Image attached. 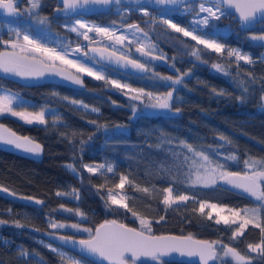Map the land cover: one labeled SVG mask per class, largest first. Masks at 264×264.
Segmentation results:
<instances>
[{"label":"trees","instance_id":"16d2710c","mask_svg":"<svg viewBox=\"0 0 264 264\" xmlns=\"http://www.w3.org/2000/svg\"><path fill=\"white\" fill-rule=\"evenodd\" d=\"M27 6L26 2L23 8ZM53 6L54 0H50V6L38 10L47 13ZM128 7L131 10L122 21L138 23L160 47L171 66L155 64L157 73L174 78L180 73H188L181 84L174 86L176 91L171 109L133 114L120 89L67 68H64L66 73L78 76L83 85L50 71L32 78L14 77L0 71V86L33 101V104L26 105L30 109L56 106L61 119L60 122L27 124L9 115L0 116V124L42 145L41 153L32 154L0 141V186L42 202H25L0 194V221H5L0 223V264L63 263L58 252H53L38 239H45L44 232L50 229L44 219L47 213L58 220L79 222L92 229L113 219L140 228L139 220L131 212L111 205L105 199V191L116 189L121 176L128 179L122 188L125 202L151 222L152 233L174 232L209 241L220 240L236 248L250 264H264V253L248 249L249 244L261 242L258 228L249 225L242 236L232 239L236 226L223 222L216 224L214 217L207 219V211L201 214L198 206L199 200H207L244 209L257 207L259 202L219 181L209 187L188 183L191 166L190 159H185L191 155L185 145L203 151L214 162L226 163L228 171H245L244 161L249 156L264 159V101L261 100L264 96V42L251 40L248 36L250 30H240L232 15L221 16L216 23H232L234 28L228 34H217L226 47L222 53H215L160 22L147 21L146 15L135 10L136 6ZM86 17L101 24L120 19L111 10ZM172 17L175 23L189 24L188 14H173ZM15 20H24L31 30H37L35 21L32 22L26 14ZM260 25L264 27V23ZM48 30L51 35L59 33L67 39L73 37L59 24L49 26ZM43 32L47 33L46 30ZM6 39L10 38L7 36ZM229 49L248 54L253 62L236 61L235 56H228ZM193 50L199 51V60L191 55ZM217 64L222 70L213 67ZM106 68L109 75L130 84L142 83L139 74ZM145 85L156 91L172 90L169 87L171 81L163 84L152 80ZM245 88L248 91L245 92ZM72 100H81L98 111L73 104ZM177 108L179 112L175 111ZM233 155L236 160H226ZM68 163L76 168L77 174L67 167ZM84 163L109 164L112 171L101 170L93 174L83 167ZM169 186L176 195L185 193L191 198L166 207L162 202L163 189ZM144 188L148 192L142 191ZM74 189L80 193L78 199L56 195ZM61 205L72 211H60ZM76 210L83 213V219ZM261 215L264 216V211ZM17 221L24 226L17 227ZM55 231L77 237L88 236H79L69 230ZM19 248L38 257L18 256ZM142 264L195 263L160 259L159 262L142 261ZM212 264L233 263L224 259Z\"/></svg>","mask_w":264,"mask_h":264},{"label":"snow or ice","instance_id":"6c2138e0","mask_svg":"<svg viewBox=\"0 0 264 264\" xmlns=\"http://www.w3.org/2000/svg\"><path fill=\"white\" fill-rule=\"evenodd\" d=\"M21 0H0V9L6 11L8 14L19 17L21 14H26L30 17L37 18L38 23L43 25L48 22V17H39L38 9L40 8V0H27L28 6L23 9L21 13L18 4ZM113 2L120 4L121 0H62L63 7L57 8V12L69 11L75 12L78 8H83L89 5H110ZM184 0H155L157 4L165 5H177L182 4ZM210 6H205V3H201L199 6V13H206V15L197 24L207 26L210 20H219L221 16H231L232 11L238 15V22L241 27H246L254 23L257 18L264 20V0H205ZM197 13V15H199ZM144 15H149L148 11H144ZM161 22L173 29L177 33H182L185 37H191L199 45H204L205 48L211 49L215 53H222L224 51V45L217 43L214 40L205 39L201 35L195 34L196 30H188L185 27H181L177 23H173L171 19L162 18ZM76 26L71 27L72 32H76L78 35H83L85 40H91L88 35L90 32H95L101 36L107 37L110 40H115L116 43L121 45L128 40L125 35H116L109 27H100L96 25L89 26L81 20H76ZM130 29H134L135 32L143 31L139 25L130 24ZM81 29L86 31L81 32ZM16 34L15 40H3L0 43L7 45L3 51H0V71L4 73H12L20 77H32L43 76L45 71L55 72L58 75L65 76L66 79L73 80L74 83L83 85V80L78 76L66 73L63 67L57 65H66L70 68H75L77 72L85 73L97 80H103L106 83H110L118 89H127L128 92L134 93L129 98L132 101H140L144 103V97H147L149 106L158 109H171V102L173 100L174 92L176 91L175 85H179L183 81V77L188 73H180L175 78L172 76H163L159 79L164 81H171L169 87L172 89L163 95H154L151 92H145L141 88H131L128 84H121L116 80H109L101 72L94 71L91 67L79 62L78 60L70 59L67 51H58L56 48L48 47L43 44L39 39L33 38L27 32L22 33L18 29H13ZM147 34L145 33V36ZM22 37V39H21ZM253 41H264V34L252 35L250 37ZM129 44L132 41H128ZM152 47L151 45L148 46ZM74 52H80L81 49L77 46ZM94 52H100L103 56L104 52L108 53L109 59L115 57L116 62H124L125 65H131L132 67L147 71L145 63H141L136 59H131L129 55L116 51H109L108 48L104 49H92ZM137 52H140L144 56L152 55L151 51L146 50L144 45H138ZM229 57L235 56L236 61H245L251 64L253 61L250 56L241 54L237 49H229L227 52ZM87 55V53H85ZM191 55L195 56L198 60L201 58L198 50H193ZM162 59L163 56L154 57ZM174 67V66H173ZM218 70H222L220 65H213ZM179 72V69H177ZM158 75V74H157ZM244 91H248L247 88ZM127 94V93H126ZM240 99H243L240 97ZM261 100L264 101V96H261ZM73 104L81 103L80 101L73 100ZM16 106H19L18 98L13 94L0 95V114L10 113L12 116L19 117L27 124H46L45 110L38 112H28L26 110L17 111ZM86 108L87 105H84ZM93 112L98 109L93 108ZM133 114L136 113V105H132ZM179 112L180 109H176ZM91 123H96L91 121ZM223 139V137H221ZM0 141L5 144L14 145L18 149H22L25 152L32 154H39L42 152V145L37 143L28 136H19L16 132L6 128L3 124H0ZM189 152H192V157H185L186 160H191V164L196 166V179L194 184L199 183L205 187L215 186L217 181H223L224 183L231 185L235 189L242 190L243 193H247L251 197L259 202L257 207L253 208H225L215 203H208L206 201L199 202V211L204 214L205 208L211 209L208 212L207 219L212 220V212L216 213L215 223L220 224L223 222L225 225H238V227L232 231V239H236L244 234V230L252 225L254 228H258L261 233V242L256 245L249 244L248 249L251 252L260 251L264 253V216L261 215L264 211V160L246 159L244 161L245 171H228L226 169V163L214 162L209 155L203 151H196L191 145H185ZM236 156H229L226 160H236ZM72 171H76L73 165H67ZM88 172L95 174L104 165L92 167L87 164L83 166ZM201 169L203 171H201ZM107 171L111 172L112 167L108 166ZM128 183V179L125 176L120 177V182L116 185L117 188H123ZM7 192L8 189H2ZM75 191V189L73 190ZM144 192H148L147 188L142 189ZM166 193L163 199V204L168 207L177 201H187L189 197L187 195L173 196V189L171 187L163 189ZM13 195H15L13 193ZM56 195H63V193L57 192ZM24 199L31 200V197H25ZM126 197L124 195L114 194L111 189L108 192V201L111 205H116L119 208H124L128 212L132 213L133 217L139 220L140 228L129 227L126 224L118 223L116 220H105L99 224L94 232L91 228H80L78 224L65 225L63 223L51 222L50 227L53 229L72 227L78 231L88 233L87 239H80L76 241L71 236H60L59 239L64 241H71L73 244H79L82 252H87L93 256L99 257L102 261H106L107 264H137L141 261V258H150L152 261L159 262L161 256H165L171 252H179L181 255L198 256L200 264H209L210 261L221 260L231 257L236 264H250L244 255H241L236 248L224 244L220 240H196L191 235L188 236H170V235H153L151 222L146 218L140 216L137 212L125 202ZM36 203H42L36 201ZM63 207V205H61ZM72 211V209H66ZM227 211L230 215H222ZM77 215L83 216V213L76 210ZM161 220L164 217H160ZM5 223V221H0ZM17 227H23L19 221L16 222ZM219 246V249L218 247ZM53 252L57 249L51 245H47ZM21 255H27L22 252ZM63 258L64 254L60 253ZM75 264H80V261H75ZM142 264V261H141Z\"/></svg>","mask_w":264,"mask_h":264},{"label":"rangeland","instance_id":"374dc122","mask_svg":"<svg viewBox=\"0 0 264 264\" xmlns=\"http://www.w3.org/2000/svg\"><path fill=\"white\" fill-rule=\"evenodd\" d=\"M201 3H205L206 7L210 6V4L206 3L205 1H193V2H188L186 4H183L181 7L177 8V9L161 8V9L152 10V9H149V8H147L145 6H136L135 10L138 13H143V14H144L145 10L148 11L149 15L146 16V20L147 21L148 20L149 21H153V22L157 21V22H160V23H162L161 22L162 18L171 19L173 21V23H175L174 20H173V17H172L173 14H188L189 24H185V25L184 24H179L181 27H185V28H187L190 31L195 29L196 30L195 34L201 35L205 39L214 40L217 43H220V44L224 45V48H225L226 45L218 39L217 34H224V35L228 34L234 28L233 24L232 23L219 24V23H216V20H214V19L210 20L209 25H207V26L197 24L196 22L201 20L206 15V13H199V6H200ZM130 10H131V8H129L128 6H124V5H121V4L114 5L111 8V11L113 13L117 14L118 18H120V19L119 20H115V21L110 22V23H107V24H101L98 21H96V20H94L92 18L86 17L84 15L73 16V17H68V18H59V19L51 18V15H49V16H45V17H48V22L43 24V25H41V24L38 23V19L37 18L30 17V20L32 22H33V20L35 21L34 23L36 24V27H34V28L37 29L36 31L31 30L30 26L27 25V22L26 21L23 22L24 20H15V19L3 18V19H0V41H3V40H15L16 39V34H15V31L13 29H18L22 33L27 32L33 38L39 39L43 44H45L48 47L56 48L58 51H62V52L63 51H67L69 53V58L70 59L78 60L79 62L87 65L88 67H91L94 71L101 72L109 80H116V81L120 82L121 84H128V85H130L131 88H141V89H144L145 92H151L154 95H163V94L166 93L165 91H156L155 89L148 88L145 85V84H147V82H150L152 80H156V81L161 82L163 84L164 83H168V81H164V80L159 79V77H163V76H160L157 73L158 71L155 70L152 65H148L147 64L148 65V70L146 72H144V73L139 74V76H138L139 78L138 79L142 82L141 85H133V84H130L128 81L120 79L119 77L109 75L108 74V70L106 68V65L103 64V63H100V62L96 61L95 59H93L92 57H90L88 55V53L86 52V47H84L88 43H98V44H103V45L109 46V47H111L112 49H114V50H116L118 52H121V53H124V54H128L129 51H130V44L128 43V41H132V43H136L137 45H141V44L144 45L145 48L148 49V50L156 51L158 53H161V54L165 55L161 51L160 47L154 41H152L150 39L148 33L145 32L138 23H131V24L139 25V27L143 31L135 32V36H133V32L135 30L134 29H130L128 27V25H130V24H126L125 22L122 21V19H124L125 17L128 16V13L130 12ZM197 13H199V15H197ZM38 16L39 17H44V16H42V14L39 13V10H38ZM76 20H81L82 22L88 24L89 26L96 25V26H100V27H109L113 31H115L116 35H118V36L119 35L127 36L128 40L125 41L123 45H121L119 43H116L114 39L110 40L107 37L101 36V35H99V34H97L95 32L88 33V35L91 37V40H85L83 35H78L76 32H72L70 30L71 27L76 26V24H75ZM54 24H59L62 29H65L66 31H69L72 34L73 37L67 39V37H62L59 33L57 35H54V34L51 35L50 34V30H48V27L51 26V25H54ZM260 24H263V23L260 22ZM260 24L257 23L252 30L248 31V36L249 37H251L252 35L264 34V27H263V25H260ZM163 25H165V24H163ZM165 26H167V25H165ZM40 30H42V31H40ZM45 30L47 32L46 34L43 32ZM80 31L84 32V31H86V29H81ZM145 33L147 34L146 36H145ZM7 36L10 39H6ZM21 39H22V37H21ZM262 42H264V41H262ZM149 45H151L152 47L149 48L148 47ZM77 46L80 47V49H81L80 52H74L73 51L74 49L77 48ZM202 46L204 47V45H202ZM6 48H8V50H10V48L7 45H4L2 43V49L5 50ZM85 53H87V55H85ZM244 55H248V54H244ZM262 56L264 57V52H263ZM57 65L61 66L63 68H67L68 70H70L71 72H74V73L85 74V73L77 72V70L75 68H70V67H68L66 65H59L58 61H57ZM167 66L169 68H171L170 64H167ZM1 72H3V71H1ZM45 72L48 73L49 71H45ZM9 74L14 76V77H19V76H16V75L12 74V73H9ZM32 77H36V76H32ZM32 77H30V78H32ZM119 91L122 94H124L125 102H126L127 106L131 110H132V105L133 104L136 105L137 111H136L135 114H140L141 112H154V111H157V110H163V109L150 107L149 106V102L147 100V97H144L143 98L144 99V103H141L140 101H132V100H130L129 97L131 95H134V93L128 92L127 89H123V90L120 89ZM4 94H13V95H15L18 98L19 106H16L14 104V107H16L17 111L26 110L28 112H38V111H41V110H45V119H46V121H52V122H60L61 121V119L58 117L59 111H58L56 106L44 105V106H42L40 108H37L36 110H33V109H30V108H28L26 106L28 104H33V101H31L29 98H27V97L15 92L13 90H10V89H8L6 87L0 86V95H4ZM76 101H80L81 102V103H76V105H78V106L84 107V105H87L86 108L87 109H91V110L93 108H95V107H93L91 105H88V104L84 103L81 100H76ZM2 115L12 116L10 113H7V112L0 114V116H2ZM12 117L17 118L18 120L24 122L23 120L19 119V117H16V116H12ZM33 124H38V123H33ZM118 128L124 129L125 127H120L119 126ZM103 129H110V128L103 127ZM192 156H193V154L191 152L190 157H192ZM250 158L256 159V160H264V159L251 157V156L247 157V159H250ZM69 164L70 163H68V165ZM85 164H87L89 166H92V167H97L99 165H104V167L100 168L98 171H101V170H106L107 171L108 166H111V165L105 164V163H84L83 166ZM190 166H191V174H190L188 183L194 184L193 181H195V179H196V166L191 164V160H190ZM201 171H203V170L201 169ZM73 172H75L77 174L78 171L76 170V171H73ZM194 185H202V184L196 183ZM111 190L113 191L114 194H117V198H119V195H124L125 196V192L121 188H116V189H111ZM108 192H109V189L105 191L104 196H105L106 201L110 204V202L108 201ZM60 193H63V195H61V196L67 197V198H71V199H78L79 198V194H80L76 190L75 191L72 190L70 192H60ZM165 195H166V193H165ZM178 195H187L189 198H191L190 195L185 194V193H181V194H178ZM178 195H176L173 192V196L174 197L178 196ZM200 201H206L208 203H215V204H217V205H219L221 207H225V208H235V207L227 206L225 204H218L216 202L207 201V200H199L198 201V206H199V202ZM183 202H185V201H177L176 203H174L172 205L183 203ZM66 209L67 208L61 207L59 210L60 211H67ZM236 209H241V208H236ZM205 211H207V213H208V212H210L212 210L208 209V208H205ZM222 215L227 216V215H230V214L227 211H225V212L222 213ZM78 216L80 218H82V219L84 218V216H81V215H78ZM212 216L214 217V219H216V213L215 212H212ZM44 219H45V222L47 223L48 227L50 229H52V230H69V231H71L73 233L79 234V236L89 235L86 232L78 231L77 229H74L72 227H64V228L53 229V228H51L49 226L51 222H56V223H63L65 225L78 224L81 229L82 228H90L89 226H87L85 224H82V223H79V222L61 221V220L56 219L54 217V215H50L48 213L44 214ZM234 226H236L235 228L238 227V225H234ZM0 236H1V233H0ZM38 239L41 242H43L46 246L47 245H51L53 248H56L57 249L56 252H58L59 254L60 253L64 254L63 263L62 264H70L72 262L75 263V261H80V264H90L88 261H86L84 259V257H82V256H80V255H78V254H76L74 252H71V251H69V250H67V249H65V248H63V247H61V246H59L57 244H53V243L45 240L43 237H39ZM254 245H256V244H254ZM17 246L19 247L18 244H17ZM22 252L27 253V255H21ZM256 252H259V251H256ZM18 256H21V257H24V258L38 257L35 253L29 252V251L21 249V248H19ZM224 259H227L230 262H232L233 264H236V262L233 261L231 259V257H227V258H224ZM149 260L150 259H148L146 261H148V262H150V261L151 262H156V261H152V260L149 261Z\"/></svg>","mask_w":264,"mask_h":264},{"label":"water","instance_id":"95a60500","mask_svg":"<svg viewBox=\"0 0 264 264\" xmlns=\"http://www.w3.org/2000/svg\"><path fill=\"white\" fill-rule=\"evenodd\" d=\"M193 1H205V0H184V2L182 4H177V5L157 4V3H155V0H121L120 4L124 5V6H129V5L145 6V7L149 8V9H161V8L177 9V8L181 7L183 4H186L188 2H193ZM56 2H57V6L54 8V10L52 12V15L55 16V17H62V18H68V17H73V16H79V15L89 16V15H92V14H95V13L108 12L109 10H111V8L114 5H119V4H116L115 2H113L112 4L107 5V6H105V5H89V6H86V7H83V8H78V9H76L75 12L69 11L66 14L63 11H61V12H57L56 11L57 8H62L63 7L62 0H56ZM228 11H232L233 12V15H232L233 19H235L237 21V27L240 30H243V31L252 30L257 23H260V22L264 23V20H261V19L257 18V20L254 23L242 28L240 23L238 22V15L234 13V10H228ZM0 17L9 18V19L18 18L17 16L8 14L6 11H4L2 9H0ZM104 48H108L109 51H116V50L112 49L111 47L103 45V44L89 43V44L86 45V52L88 53L89 56H91L96 61H98L100 63H103V64H105V65H107V66H109L111 68L116 69V70H119V71H122V72H125V73H133V74L138 73L140 71L139 69H136V68L132 67L130 64L129 65H125L123 61H121L120 63H117L115 57L109 59L107 52H104L103 56H102L100 52L92 51V49H104ZM136 48H137V46H135L133 48L134 53H136L137 55H140L144 59H146V60H148V61H150V62H152V63H154V64H156L158 66L167 65L168 61H167V57L165 55H163L161 53H158V52L151 51L152 55L144 56L140 52H137ZM148 51H150V50H148ZM116 52L118 54L121 53V52H118V51H116ZM160 56H163V58L162 59L154 58V57H160ZM130 58L134 59L132 57H130ZM219 182L224 184L228 188L236 191V192H239L241 194L249 196L247 193H243L242 190L235 189L231 185H228V184L224 183L223 181H219ZM2 189H8V188L0 186V194H2L4 196H7L9 198H13V199H17V200H21V201H25V202H31V203H36V201H38L36 199H31V200L24 199L25 196H21V195L15 194L13 191H11L9 189H8L7 192L3 191ZM13 193L15 195H13ZM249 197H251V196H249ZM252 198H254V197H252ZM113 220H116L118 223L126 224L123 221H120V220H117V219H113ZM103 222H101V223H103ZM101 223H99V224H101ZM126 225L129 226V227H134V228L139 229L138 227H135V226H132V225H128V224H126ZM97 226H95V228ZM95 228L93 229V232H94ZM152 234L153 235H170V236H178V237L179 236H185V237L188 236L187 234H180V233H174V232H162V233H152ZM60 236H71L76 241H78L80 239H87L88 238V236L77 237V236H73V235H70V234H67V233L55 231V230H52V229L46 230L44 232V237H45V239L47 241H49V242H51L53 244H57V245L65 248V249H67V250H69L71 252H74V253H76V254L88 259L89 261H91L93 263H96V264H107L106 261H102L99 257L93 256V255H91V254H89L87 252H82L81 249H80L79 244H73L71 241H67L66 242L64 240L59 239ZM192 237H193V239H196V240H207V239H203V238H199V237H195V236H192ZM160 259H162L164 261H175V262H185V263L200 264V260H199L198 256L181 255L179 252H171V253H169V254H167L165 256H161ZM213 262L214 261H210L209 264H212ZM70 264H75V263L72 262Z\"/></svg>","mask_w":264,"mask_h":264},{"label":"flooded vegetation","instance_id":"af4514ba","mask_svg":"<svg viewBox=\"0 0 264 264\" xmlns=\"http://www.w3.org/2000/svg\"><path fill=\"white\" fill-rule=\"evenodd\" d=\"M26 2H27V0H21V2L18 4V7H19V9H20V11H21V13H23V7H24V5L26 4ZM42 6H50V0H40V8L42 7ZM57 6V2H56V0H54V6L52 7V10L50 11V12H47V13H44L43 11H39V13L40 14H42V16H49V15H51V12H53V10H54V8ZM40 8H39V10H40ZM51 18H55V19H59V18H62V17H55V16H53V15H51ZM89 44V43H88ZM96 44H98V43H96ZM87 45V44H86ZM86 45L84 46V47H86ZM135 46H138L136 43H131L130 44V51H129V53L127 54V55H129L130 57H132V58H134V59H136V60H138L139 62H141V63H145L146 64V67H147V69H148V65H152L153 66V68L155 69V67H154V63H152V62H150V61H148V60H146V59H144L143 57H141L140 55H137L136 53H134V51H133V48L135 47ZM148 50V49H147ZM150 51H152V50H150ZM153 52H156V51H153ZM91 57V56H90ZM148 64V65H147ZM144 72H146V71H142V70H140L138 73H135V74H141V73H144ZM128 74H130V73H128ZM148 259H150V258H141V261H146V260H148ZM162 260V259H161Z\"/></svg>","mask_w":264,"mask_h":264}]
</instances>
